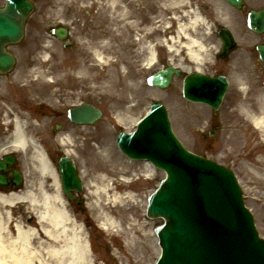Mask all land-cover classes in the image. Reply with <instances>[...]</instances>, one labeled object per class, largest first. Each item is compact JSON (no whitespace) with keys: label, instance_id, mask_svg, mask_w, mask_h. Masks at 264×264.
<instances>
[{"label":"rangeland","instance_id":"obj_1","mask_svg":"<svg viewBox=\"0 0 264 264\" xmlns=\"http://www.w3.org/2000/svg\"><path fill=\"white\" fill-rule=\"evenodd\" d=\"M36 1L38 4L46 6V8L42 7L41 11L39 10L36 15L33 16L31 23L35 24L36 26H38V22H40L39 19L42 16L48 18V16L51 15L52 9L58 5L64 4V1L61 0H52L51 2L50 0ZM99 2L100 1H98L97 5L105 3L104 0H101V4H99ZM148 2L149 3H145L148 4L146 7L151 6L150 8H153V6L158 5L157 0H148ZM188 2L189 0H164V6L167 11V18L165 21L167 27H171L174 24L171 21L172 16L182 15L184 13L183 11L187 10ZM176 8L182 12H176ZM198 10H200L202 13L201 15L204 17L203 21L206 23V26H204V23L203 25L200 24L198 26L196 37L203 42V45L207 46L208 49L206 50V55L207 57H211L215 47V42L213 40L214 35L209 29L210 24L208 18L213 15V19L214 16H216L222 21H227L225 18L226 13L216 12L215 14L217 15H215L213 13H209L208 11L201 10L200 7H198ZM104 11L105 14L103 11L102 14L99 12L96 13V15H99V17L97 19L93 18V20H89L88 24L86 25L87 30L90 31V29H94L93 34H96L94 39L99 38V40H105L107 38V36H104L107 33L104 29V23H106V20H108L106 17L111 13H109L108 7L105 8ZM57 12L60 13V10H57ZM133 12L134 11H132V13ZM227 15L230 20H228L227 23L232 26V30L237 36L239 46L238 49L230 56V61L235 65V67L230 68L226 74L228 73L227 75L230 76V85H232L231 90H234L239 84L244 85L247 88L250 87V91L246 94L247 99L242 101L240 98V100H238L234 106H231L232 104H229L228 101L225 102L224 105L218 110L217 114L213 117H211L210 109L206 106L188 103L182 99L180 96L179 81L174 80L169 88L164 91L151 87L147 88L143 83L144 73L142 75H137V72L134 70V68H131L129 72L128 67H125V71L128 70V72L131 74H129L130 78L125 80L124 83L131 80L134 83L136 91L132 92L131 90H125L124 95L121 98L116 97L117 99L108 93L107 94L109 96H107L104 94L105 92L102 91V77L105 75L102 73V71L107 65L101 67L99 89L101 94V108L103 110V118L99 124V127L96 129H88L86 133V135H93V133H95L98 129L96 133L97 136L96 138H91V141L89 140V142H91L90 145H87L86 149L81 151L82 153H78V151L73 149L75 155L76 152L78 154V157L76 156L78 167H80L83 173V177H81L84 183V190L82 192L84 193V199L86 200L87 205L86 211L81 215L82 217H85V219H87L91 224H97V221L99 222L97 216L100 208H97V205L94 204L95 199L92 195L93 188L90 186L93 183H98L96 180L97 175L101 174L106 178L105 181H102L101 184L98 183L97 185L102 186L108 184L111 188H113L115 185H118V182H122L121 177H124L125 179L130 178L132 181L129 185L125 186L126 188L120 185L118 189H113L108 194V196H105V199L109 198L113 192L122 194L127 190L132 194H135V201L139 202L137 206L134 203L135 206L131 209L132 215L134 216L133 221L136 223L139 221L142 226L139 236L141 237V241H137V239L133 243L134 248L129 246L128 248L126 247V249L124 248L123 238L112 235V233L102 229L97 231L98 233L95 234L97 241L94 245L98 253L103 258H106L108 264H113L111 261L112 259L103 253L105 246H99V241H101L102 244L105 243L106 245V241L104 240L106 236L105 233H107L109 237L113 238L114 243H112L113 248H111L114 250L113 253L117 257L116 264H153L155 258L158 255L159 250L157 247V240L153 232V226L158 224L159 221L148 219L145 215V207L147 196L157 186L158 181L163 177V172L154 169V171L149 175L145 170V165L143 162H135L126 158L119 151L115 143V136L118 132V129H122L124 131L132 130L137 119L140 118L142 113L145 112L146 108L153 100H159L167 107L173 131L189 150L198 154H202L219 163H223L233 170L242 189L244 202L253 214L256 228L259 234L264 237V142L260 137V133L250 124L247 115H245L242 111V108H248L251 111L250 113L253 115H257V113H259L257 112L256 108L257 98L255 97L259 94L258 92L262 93V91H264V88L262 87L264 73H258L255 68L257 56L254 50V45L260 39L258 36L251 34L247 30L241 19H234L235 15L233 13L227 12ZM56 16L58 15L56 14ZM85 19L88 20L89 18ZM137 23H139V21H137ZM160 24L163 25L161 22ZM30 27L34 28L33 25ZM84 28H82L79 22L75 26L76 32L78 34H81L84 31ZM135 31L140 33L139 24L135 28ZM174 33L169 34V36L174 35ZM167 37L168 36H166V39ZM168 39L165 41L166 43H168ZM110 42L111 43L109 44L112 46V49L115 50L116 53H120L119 50H116L119 48V45L116 47L113 40H110ZM182 42L183 41L181 40V43ZM88 44L89 43H85L83 46L87 47ZM79 45L81 46L82 43H79ZM105 46L106 45L103 47ZM28 48H30V46H28ZM61 51L62 49L60 50L59 47L58 53ZM112 52V50L111 52L103 51V53L106 55V57H103L112 58L115 54L113 56H108ZM19 53L22 55V57H24L25 52H21L19 50L18 54ZM160 55H162V57L159 63L173 62L177 64L179 62H183L184 64L188 65V67L191 66V64L187 61L183 50H181L179 54H174L165 48V52L161 51ZM115 61L116 59H113L112 63H115ZM208 62H210V59ZM51 63L53 64L54 68L61 67L58 66L61 64L60 60H58V62L53 61ZM208 64L211 63H206V65ZM157 66L158 65H156V67ZM154 68L148 72L150 73L154 70ZM113 69L117 71L119 70V75L125 74V71L120 72L119 67L113 66ZM122 69H124V66H122ZM118 87L120 90L121 86ZM247 88L246 90H248ZM242 95L245 97V94L241 93V96ZM13 105L16 107L15 104ZM6 108L7 106H5V109ZM117 113L128 116V129L124 128L123 124H120V126L122 125L121 128L116 124V122H114L116 121L115 115ZM214 125L219 126L215 132L216 134H214L212 137L203 138V134L206 133L207 130L212 129ZM66 134H68V132ZM38 140L41 142L40 139ZM47 145L49 146L48 149H51L50 143H47ZM105 145L112 146L113 150L117 153L116 155L119 156L120 159H113V161L108 157L104 158L101 153V147H104ZM81 146L82 143L80 140V147ZM80 150L82 149L80 148ZM107 160H110V162L105 164V169H102V163H105ZM113 167L118 168V170L126 169V167L128 168L123 173L118 172L113 175V172H111V168ZM101 201H103V199ZM103 203L107 204L104 201ZM107 206H109L108 212L115 209L112 205L107 204ZM115 211L116 209L114 212ZM96 230L98 229L96 228ZM137 243L140 244V249ZM111 248L109 246L108 251H110L109 249ZM118 259L121 261V263H119Z\"/></svg>","mask_w":264,"mask_h":264},{"label":"bare ground","instance_id":"obj_2","mask_svg":"<svg viewBox=\"0 0 264 264\" xmlns=\"http://www.w3.org/2000/svg\"><path fill=\"white\" fill-rule=\"evenodd\" d=\"M110 1L115 9L118 10L115 14L116 18L125 17V19H127L129 17L128 3H124L126 9H123L119 6L120 0ZM158 3H160V0H158ZM183 12L182 15L173 16L177 21L176 29L174 35L167 37V39L169 38L168 43L165 42L167 40L166 37L160 40L159 43L174 54H179L181 50H184L186 59L193 64V68L200 70L201 64L207 56V52L203 42L196 37V32L198 26L200 24L203 25L204 21L195 10H185ZM134 23L135 22H130L128 26L134 27ZM145 30L144 28L142 31ZM119 36L118 34L116 40L119 39ZM136 40L137 38L134 39V41ZM181 40L183 41L182 43ZM47 43L48 42H46L45 45ZM134 44L135 46L139 45L138 51L146 54V57L142 61L143 66L148 68L153 67L156 60L154 48L142 39L139 42H134ZM48 48L50 47L44 46V49ZM116 50H119V52L123 51L127 54L129 49L127 45L122 42V45L119 44V48ZM93 54L101 67L107 65L102 71V73L105 74L102 77V91L105 92L104 94L107 96L111 95L114 98H121L125 90H131L132 92L136 91L134 83L131 80L124 83L125 80L130 78L129 73L125 72V74L119 75V70L113 69V66L118 67V65L123 62V60L119 58V55L115 63H112V61L102 57L99 51H94ZM42 58H45V54ZM169 63L173 66H178L184 71L190 68L183 62L177 64L173 62ZM31 64L33 65V62H31ZM37 64L42 66L47 64V62L42 61ZM63 68L65 67L62 66V69ZM120 68H122V66H120L119 69ZM120 72H122L121 69ZM76 74L87 76L88 78L85 80L84 84L87 85L91 82L93 84L92 90L94 89V84L97 82V78H95L97 74L89 75L88 71L83 66L78 69ZM44 75L42 69L32 67V69L25 73L20 71V76L15 80V83H28L33 80L38 82L41 81ZM118 86H121L120 90ZM5 97L6 94L0 91V98ZM260 101V106H257V112H259L257 115L251 114L248 108H242V111L247 115L251 125L260 133L264 141V97H261ZM2 119L10 122L15 120L14 131L11 134L10 141H7L11 143L10 146L13 149L20 150L23 154V164L28 160L30 166L37 174H33L32 178V173H30L29 175L31 178L29 180L25 177L26 186L23 187V190H20V188L10 190L7 187H0V264H96L97 255L92 251V248H90L82 226L71 217L60 195L59 183L54 169L42 153L41 147L32 139L30 133L27 134V129L25 130L22 126L24 122H22L21 119L23 118H21V115L16 109H13V112H11L6 108ZM115 119L118 124H123L124 128L128 129V116L117 113ZM24 120L26 122L28 121L27 119ZM62 139L65 141L66 145H74L70 138L67 137L65 140L64 138ZM7 146L8 145L5 146V144H2L0 151L7 149ZM101 153L104 158L108 157L110 160L120 159L112 146L109 145L101 147ZM110 160L102 163L101 168L105 169V164L110 162ZM144 165L146 172L150 175L154 170L147 162H145ZM127 168L128 167L118 170V168L113 167L111 168V172L115 175L118 172H125ZM96 180L101 184L106 178L104 175L99 174ZM121 180L122 182H118V185H115L113 188L109 187L108 184L102 186L97 185L98 183H93L90 186L93 188L92 195L95 199L94 204L97 205V208H100L97 217L101 221V228L112 233V235L123 238L125 249L129 246L134 248V241L137 239V241H141V237L139 236L142 229L139 221L137 223L133 221L134 216L132 215L131 209L135 204L137 206L139 202L135 201V194L127 190L122 194L113 192L109 198L105 199V196H108L113 189H118L120 185L125 187L132 181L130 178L125 179L124 177H121ZM102 199L108 205H112L116 211L114 212L115 209H113L108 212L109 206L104 204L103 201H101ZM16 208L20 209L19 212H21L18 216L13 212ZM29 214L33 216L32 220L28 219L30 216ZM137 245L140 249V244L137 243Z\"/></svg>","mask_w":264,"mask_h":264},{"label":"water","instance_id":"obj_3","mask_svg":"<svg viewBox=\"0 0 264 264\" xmlns=\"http://www.w3.org/2000/svg\"><path fill=\"white\" fill-rule=\"evenodd\" d=\"M25 4L23 0H6V7L0 9L2 69L12 62L2 45L19 38ZM251 22L258 24L257 31L263 30L264 13L255 14ZM172 72L169 68L151 77L149 83L165 87ZM210 83L198 74L189 75L183 88L185 97L217 108L219 97L208 93ZM117 142L130 157H146L167 173L147 207L149 218L163 220L155 228L162 248L156 264H264V240L258 237L243 206L232 173L185 151L172 136L160 104L154 102L137 131L120 133ZM64 169V185L79 188L73 167Z\"/></svg>","mask_w":264,"mask_h":264},{"label":"flooded vegetation","instance_id":"obj_4","mask_svg":"<svg viewBox=\"0 0 264 264\" xmlns=\"http://www.w3.org/2000/svg\"><path fill=\"white\" fill-rule=\"evenodd\" d=\"M126 2H129V0ZM245 3L247 9L264 7V0H245ZM70 42L72 45V36L70 37ZM68 56H70L69 52L64 55L65 62L67 64L69 62ZM61 71L69 73L77 72L78 69L65 68ZM57 82H59V84H55L54 86L50 85V88L46 93L35 91V93L32 92L31 95H27L22 98L21 107L25 108L27 112L31 114L30 122L36 124V126L34 125L30 129V133L41 141L51 139L53 136L60 133L62 134L63 132H68V135L73 140L82 139L85 136L84 128L70 126L71 124L67 119L66 113L70 106H75L79 103L91 100L89 99L86 101V99L83 98L78 79L70 78L69 75H65L63 79L58 78ZM32 86H34V84L29 85L30 89ZM81 88L84 89L85 85H81ZM55 90H57V98L51 94V91ZM67 92L71 94H66ZM30 100H32V103L29 102ZM45 144L49 147L47 143ZM51 149L48 150L51 152L55 150L52 145Z\"/></svg>","mask_w":264,"mask_h":264}]
</instances>
